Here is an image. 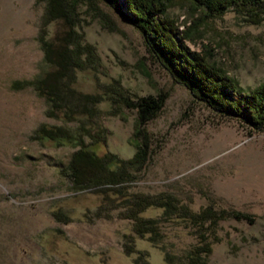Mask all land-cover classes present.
<instances>
[{"label": "rangeland", "instance_id": "374dc122", "mask_svg": "<svg viewBox=\"0 0 264 264\" xmlns=\"http://www.w3.org/2000/svg\"><path fill=\"white\" fill-rule=\"evenodd\" d=\"M114 4L116 8L107 0H79L76 8L77 28L101 61L100 80L118 79L132 97L167 94L162 109L146 124L148 159L129 191H169L193 211L210 205L243 213L218 222L219 239L206 264H264V128L253 129L194 97L154 58L142 32L121 13V3ZM44 7L35 0H0V264H136V251L123 252L125 235L135 238L148 264H167L163 252L137 238L132 222L120 218L117 209H104V216L97 217L99 197L71 189L59 169L74 151L72 143L30 136L40 123L73 127L46 116L45 101L31 88L10 87L13 80L31 79L47 69L36 40ZM168 13L180 29L184 20L189 25L198 15L183 1ZM190 35L187 47L245 90L264 83V22L253 24L229 9ZM79 75L77 88L94 91L92 78ZM135 119V110L128 108L100 115L107 140L98 153L132 157ZM58 208L70 222L54 218L52 211ZM160 213L150 209L146 214ZM185 225L160 221L167 252L183 256L197 244L198 231Z\"/></svg>", "mask_w": 264, "mask_h": 264}, {"label": "trees", "instance_id": "16d2710c", "mask_svg": "<svg viewBox=\"0 0 264 264\" xmlns=\"http://www.w3.org/2000/svg\"><path fill=\"white\" fill-rule=\"evenodd\" d=\"M117 0H107L114 4ZM121 13L137 27L154 58L171 77L185 86L191 94L212 109L238 117L253 129L264 128V83L245 90L236 79L226 75L205 56L191 51L185 41L190 30L198 28L209 18L219 17L229 9L244 14L253 24L264 22V0H118ZM176 1L188 3L196 17L189 25L173 18L168 10ZM44 3L36 40L47 69L31 79L13 80L14 90L31 88L46 104L44 114L71 123H40L30 135L39 142H63L75 146L60 173L68 179L74 192L91 191L99 197L95 216L103 217L104 209H117L120 218L132 222V232L163 252L167 264H206L212 243L218 241L215 230L218 222L227 217H243L241 212L221 210L206 205L193 211L169 191L143 193L129 191L149 153L146 124L162 109L166 93L132 97L118 79L100 80L101 61L94 45L84 40L78 30L76 8L79 0H35ZM185 24V25H184ZM53 26V31L49 30ZM87 74L94 83V91L77 88L79 74ZM107 76V75H103ZM106 107H103V104ZM128 108L136 112L131 143L132 157L124 159L112 152L99 154L97 147L106 144L107 130L99 123L100 115H117ZM160 209L158 217L146 213ZM57 221L70 222L61 209L52 211ZM178 221L198 231L197 244L183 256L166 251L160 221ZM129 238V240H127ZM211 238V239H210ZM135 238L125 235L123 252H137L136 264H148L146 253L136 248Z\"/></svg>", "mask_w": 264, "mask_h": 264}]
</instances>
